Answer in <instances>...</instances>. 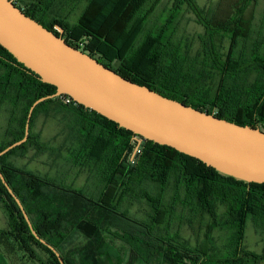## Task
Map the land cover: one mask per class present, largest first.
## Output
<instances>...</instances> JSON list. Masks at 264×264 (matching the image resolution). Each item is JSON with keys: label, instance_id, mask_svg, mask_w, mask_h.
Masks as SVG:
<instances>
[{"label": "trees", "instance_id": "trees-1", "mask_svg": "<svg viewBox=\"0 0 264 264\" xmlns=\"http://www.w3.org/2000/svg\"><path fill=\"white\" fill-rule=\"evenodd\" d=\"M48 1H32L30 9H20L57 36L60 34L55 26L63 28L62 38L69 45L123 78L201 112L264 131V35L255 37L253 26L245 18L253 0H240L226 20L212 19L197 0H173L159 24L151 18L160 0H86V8L74 25L57 14L49 21L38 15L50 10L52 1ZM184 6L204 28L198 36L200 61L185 52L187 43L178 37L176 25ZM224 39L230 41L225 54ZM211 71L220 76L215 92L207 86ZM56 91L0 45V103L12 107L7 130L10 141L0 145V152L24 138L32 105ZM52 106L57 113L74 118L68 129V156L32 133L38 115ZM136 137L141 144L133 158ZM31 148L37 154L57 153L69 164V169L62 172L63 179L12 163V156H24ZM71 170H87L89 177L83 188L66 182ZM0 172L34 231L59 252L64 264H76L77 255L82 257L79 245H67L74 232L88 240L85 255L92 254V264H125L120 253H111L106 237L125 245L130 257L144 264H161L172 254L180 259L197 258V264L264 261V249L262 254H255L244 244L249 221L264 240V184L223 175L171 147L135 136L68 96L46 100L34 109L28 140L0 157ZM134 201L147 204L145 218L130 210L129 204ZM178 206L182 211L210 217L208 241L192 247L170 234L168 229ZM220 206L226 208L222 216ZM0 207L10 228L9 232L0 231V244L19 240L47 254L40 257L41 264H61L54 252L33 235L1 178ZM216 229L226 233L222 247L210 243ZM5 258L0 254V264H8Z\"/></svg>", "mask_w": 264, "mask_h": 264}, {"label": "water", "instance_id": "water-1", "mask_svg": "<svg viewBox=\"0 0 264 264\" xmlns=\"http://www.w3.org/2000/svg\"><path fill=\"white\" fill-rule=\"evenodd\" d=\"M48 30L27 16L13 0H0V45L42 82L55 86L54 95L37 100L30 108L22 140L0 152V157L24 144L29 137L34 109L61 96L115 122L135 136L200 160L219 173L264 184V131L241 126L167 98L147 86L123 78L89 54L69 45L64 29ZM138 145L133 158L141 144ZM14 196L33 235L64 264L59 252L34 231L21 202Z\"/></svg>", "mask_w": 264, "mask_h": 264}, {"label": "rangeland", "instance_id": "rangeland-1", "mask_svg": "<svg viewBox=\"0 0 264 264\" xmlns=\"http://www.w3.org/2000/svg\"><path fill=\"white\" fill-rule=\"evenodd\" d=\"M36 0H23L24 4H29ZM52 7L50 10L38 15L43 16L46 21L56 14L60 18H65L68 23L74 25L78 22L81 14L86 8V0H51ZM198 4L209 14L214 20H226L231 17L240 0H197ZM46 3H50L46 0ZM173 0H160L157 9L153 14L151 21L159 24L169 12ZM18 6L23 8L21 3ZM45 8L46 4L41 5ZM245 18L250 22L255 31L254 35H264V0H253L245 12ZM178 37L186 42L185 52L197 61L201 60L202 50L198 39L199 35L204 33V28L196 23L194 14L184 6L180 14L178 23L176 25ZM229 39H224L222 52L225 54L229 49ZM220 80L219 74L211 71V79L207 86L213 91H216L218 82ZM12 107L8 104L0 103V145L10 141V136L7 130L10 125ZM74 118L64 113L59 114L52 106L50 111H42L36 118L32 133L34 136H39L40 141L49 145L54 149H59L61 155L68 156L67 136L68 129L72 128ZM12 163L19 167L40 173L49 174L55 178L63 179L62 172L69 169V164L61 160L57 153L47 152L44 154H37L33 148L29 149L24 156H12ZM60 172V173H59ZM66 182L74 188L81 189L87 184L89 173L85 171L71 170L66 176ZM132 213L137 216L146 217V210L148 206L145 202L134 201L129 204ZM224 206L218 207V212L222 216L225 213ZM176 218L171 222L168 229L172 236H179L184 241H187L192 247H199L204 241H208L206 234L208 232L211 219L209 216H201L193 214L191 211H182L181 207H176ZM165 229V228H164ZM0 231L9 232V222L3 209L0 207ZM212 241L215 246L222 247L226 244V233L218 229L211 233ZM110 251L113 254L120 253L123 261L128 264H144L131 256L130 251L125 245L116 243L111 238H105ZM245 247L248 251L255 254H262L264 249V240L257 233L252 221H249L246 227ZM69 247L79 245L81 248V256L77 255L76 264H92V254L85 255L88 248V240L79 232H74L68 240ZM210 245V244H209ZM210 247V246H209ZM0 254L6 256L5 260L8 264H41L40 257L46 258L47 254L38 247H31L19 240H10L8 243L0 244ZM87 259H86V258ZM195 259H180L178 256L172 254L161 261V264H197ZM248 264H254L250 262ZM259 264H264V261Z\"/></svg>", "mask_w": 264, "mask_h": 264}, {"label": "flooded vegetation", "instance_id": "flooded-vegetation-1", "mask_svg": "<svg viewBox=\"0 0 264 264\" xmlns=\"http://www.w3.org/2000/svg\"><path fill=\"white\" fill-rule=\"evenodd\" d=\"M14 1V3L16 4V6H18V3H21L24 7L23 8H21V7H19V8H21L22 10H28V9H30L28 6H29V4H34V2H30L29 4H24L23 2H21L20 0H13ZM64 34V33H63Z\"/></svg>", "mask_w": 264, "mask_h": 264}]
</instances>
